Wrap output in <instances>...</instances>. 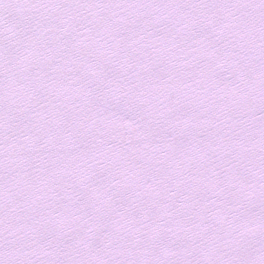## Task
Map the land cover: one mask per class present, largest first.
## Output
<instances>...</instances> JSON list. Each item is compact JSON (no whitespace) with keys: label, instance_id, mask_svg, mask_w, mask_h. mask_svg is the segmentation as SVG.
<instances>
[{"label":"snow or ice","instance_id":"snow-or-ice-1","mask_svg":"<svg viewBox=\"0 0 264 264\" xmlns=\"http://www.w3.org/2000/svg\"><path fill=\"white\" fill-rule=\"evenodd\" d=\"M0 264H264V0H0Z\"/></svg>","mask_w":264,"mask_h":264}]
</instances>
